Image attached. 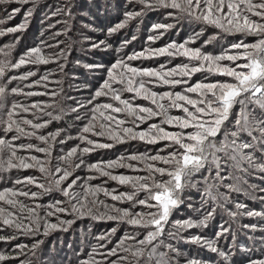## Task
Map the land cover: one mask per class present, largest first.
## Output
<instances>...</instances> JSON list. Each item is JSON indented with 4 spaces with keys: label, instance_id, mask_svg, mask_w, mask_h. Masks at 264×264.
Returning <instances> with one entry per match:
<instances>
[{
    "label": "snow or ice",
    "instance_id": "1",
    "mask_svg": "<svg viewBox=\"0 0 264 264\" xmlns=\"http://www.w3.org/2000/svg\"><path fill=\"white\" fill-rule=\"evenodd\" d=\"M41 3L0 0V6L31 5L22 23L0 28V37L22 32ZM72 6V0H63L50 15L71 18ZM127 6L132 10L107 30L105 40L91 45L116 56L108 65H85L102 75L84 101L68 96L62 104L55 100L58 92L47 90L55 69L39 66L55 63L64 71L60 61L66 62L68 53L60 48L61 41L41 40L15 57L19 37L0 46V243L8 245L0 250V264H32L20 257L25 249L35 256L44 241L33 239L30 247L13 241L68 231L85 218L115 226L96 236L97 244L77 264H210L189 255L182 245L215 253L219 264H235L239 233L253 242L244 249L247 264H264V225L240 223L244 217L264 220V0H126ZM3 11L11 20L21 8ZM150 11H163L174 22L153 24L147 47L123 51L136 40L135 34L116 48L108 43ZM185 23L191 29L187 38L153 47ZM209 30L213 34L202 39ZM145 60L154 66L143 65ZM22 68L27 70L17 75ZM38 72L37 79L23 84ZM35 86L45 91L24 90ZM20 96H51L53 102L14 99ZM65 116L72 121L68 127L47 131ZM69 141L76 143L57 151ZM130 141L151 147L115 160L87 159L99 149ZM29 170L39 175H17ZM191 189L200 196L199 207L187 205L195 218L173 220V213L191 200L185 195ZM240 196L259 203L261 210ZM218 216V231L210 238L203 230ZM228 236L232 243L226 249L220 240ZM257 251L259 256L248 254Z\"/></svg>",
    "mask_w": 264,
    "mask_h": 264
},
{
    "label": "rangeland",
    "instance_id": "2",
    "mask_svg": "<svg viewBox=\"0 0 264 264\" xmlns=\"http://www.w3.org/2000/svg\"><path fill=\"white\" fill-rule=\"evenodd\" d=\"M63 0H42L41 5L33 12L32 17L26 24L25 29L22 32H17L14 34H9L0 37V46L12 42L15 37H19V42L16 44L13 56L15 57L18 53H22L30 47L36 46L41 40L46 41L49 44H56L57 41H61L60 48H65L68 55L67 61L61 60L60 63L64 64V71L60 72L57 69L55 63L49 65L39 66L41 70H53V75L49 77L47 82V90L49 92L55 91L59 95L55 97V100L60 101L62 104L65 103V98L68 96L74 97L77 100L84 101L91 94L94 88L97 86L100 76L102 73L100 71L89 70L85 65L89 64H100L105 65L110 64L115 59V52L112 50H102L94 49L91 47L92 43L105 40L107 36V30L119 23L124 18V12L126 10H132V6H127L126 0H72V16L71 18L61 15V16H51L50 13L55 9L56 6L62 5ZM51 5L49 8L47 6ZM11 7H20L21 11L13 19L7 20L5 12L3 9H9ZM31 5H17L13 4L0 6V20H4V24H0V28H7L16 26L24 21L25 10L30 8ZM136 10H139L137 6ZM46 14L49 18H45ZM60 21V23H57ZM67 21V23H64ZM171 19H166L163 11H150L141 18H137L130 23V25L121 30L119 33L108 39V43L113 44V48L119 46L121 41L124 39H130L133 34L136 36V40L125 48L123 51L126 53H131L132 51H140L147 47L149 42L147 40L149 35L153 33L150 31L151 27L155 23H173ZM49 24L55 25V27L49 28ZM64 29H69L66 34L55 36L52 38L56 32H63ZM199 30V29H197ZM191 29L188 27L187 23L183 27L178 29H172L165 34L160 40L156 42L153 47H159L168 42L170 39L181 41L190 34ZM43 33V35H41ZM213 34L212 30H209L205 37ZM199 43V42H198ZM58 49H46L48 52H54ZM218 51V49H217ZM163 59V58H161ZM135 64H140V61L134 62ZM145 66H154L153 62L150 60H145L142 62ZM31 67L33 71H36V66ZM27 70V68H22L16 74ZM42 72H38L37 77H31L29 80L24 81L23 84H28L31 80L37 79ZM59 81L60 83H57ZM23 84L21 86L23 87ZM87 85V87H85ZM25 91H37L43 92L45 89L42 86H35L33 88H25ZM14 99L21 100L25 103L31 101L43 100L49 103L53 102L51 96H36L26 99L23 96L14 97ZM66 104H73L72 100H67ZM53 111V109H48ZM31 118V116H29ZM46 119V117H45ZM72 123L67 116H65L63 121L53 122L49 125L47 131H55L57 127H68ZM75 135V132L72 133ZM27 142V141H25ZM36 143V141H32ZM75 141H69L67 145L58 146L57 151L63 148L66 151L69 147L73 146ZM151 146L145 145L139 141H130L125 144H116L111 149H99L96 152L91 153L87 158L90 163L96 161H108L115 160L121 155H128L132 153L143 152L146 149H150ZM39 155V154H37ZM55 155V153H54ZM117 173L125 172L126 174H131L127 169H116ZM26 174H36L33 170H29L27 173H17V175ZM86 174V173H82ZM255 182V181H254ZM109 185L113 188L120 187L121 191L127 190L122 186H118L114 182H109ZM186 196H191V200H186L185 204H182L178 210L173 213V220H185L189 217L195 218V213L193 209L189 208L187 205L190 202L194 208L199 207L200 196L195 189L187 190ZM239 199L243 200L249 205V207L254 208L257 211L261 210L260 204L253 202L251 200L245 199L240 196ZM112 203V201H108ZM125 206V205H120ZM65 219H70L71 217H64ZM227 219V217H225ZM53 222L55 220L53 219ZM220 217L218 216L213 220L209 228L203 231L212 238L215 232L218 231L217 224L220 223ZM241 224H257V226L264 225V220L259 218H248L244 217L240 220ZM114 222L112 221H94L88 218L77 220L68 231H52L48 236H38L35 238L20 236L15 243L27 244L29 247L33 242V239H41L44 243L36 251V255L33 256L28 249H25L26 255L20 257L21 260H31L32 264H77V260L84 258V253L90 251V246L96 245V236L113 227ZM192 232H198L197 229L190 230ZM247 235H262L261 232L251 233L248 230ZM188 233H184L186 236ZM117 235H122V232H118ZM115 239V237L113 238ZM176 243V241H173ZM232 243L231 236L227 239L221 238L220 244L227 249L228 245ZM236 247L233 249L234 256L233 260L235 264H247L246 255L244 249L252 248L253 242L247 239V236L243 233L237 235ZM242 246V247H241ZM258 247V244H257ZM183 250L187 251L189 255L196 256L197 258L209 261L210 264H219V258L215 253H212L205 249H200L196 245H182ZM0 250H8V245L0 243ZM249 255L259 256V252L248 253ZM18 264V262H17Z\"/></svg>",
    "mask_w": 264,
    "mask_h": 264
}]
</instances>
